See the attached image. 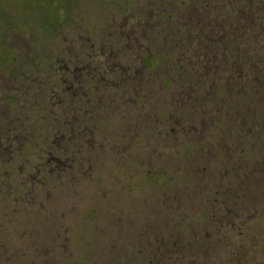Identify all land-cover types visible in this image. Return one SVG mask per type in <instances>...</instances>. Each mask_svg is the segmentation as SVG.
<instances>
[{"label":"flooded vegetation","instance_id":"1","mask_svg":"<svg viewBox=\"0 0 264 264\" xmlns=\"http://www.w3.org/2000/svg\"><path fill=\"white\" fill-rule=\"evenodd\" d=\"M119 1L98 3L101 18L79 27L73 21L75 10L69 0L62 5L59 0H0V197L11 199L14 205L21 202L15 191L28 178L43 186L46 183L41 176L45 174L55 175L57 184L68 181L72 212L41 210L56 222L50 238L56 250L61 243L81 241L89 232L101 229V224L109 228L114 221L119 234L128 218L138 217L140 202L158 185L170 189L180 182L181 187L169 192L171 204L166 194L160 199L167 206L155 228L158 232L152 231L147 246L155 244L173 218L192 230L190 218L195 217L200 225L195 248L201 264H264V154L259 156L264 148L259 146V136L238 131L223 146L219 140L224 141L227 135L217 124L208 131L209 139L194 144L189 141L190 130L181 126L176 132L181 135L177 137L180 145L142 148L140 121L153 122L159 117V108L151 97V82L137 77L135 59L140 57L141 67L156 72L165 53H145L150 52L148 44L140 42L145 35L133 31L141 25L139 20H146L137 9L139 0H131L132 7L119 6ZM60 18L63 31L44 32L45 20ZM151 19L162 18L151 14ZM122 20H129L132 27L124 40L117 32ZM80 28L84 33L78 31ZM96 28L97 33L93 32ZM234 38L227 40L235 41L237 36ZM124 41L137 45L130 51L132 58L122 53ZM150 41L148 38L149 45ZM220 44L217 42L216 56L225 51ZM164 81L162 84L170 87L167 76ZM146 151L157 158L173 159L164 163L169 169L143 172V165L156 167L151 160L144 161ZM29 154L34 161L29 160ZM25 165L26 173L22 170ZM79 174L87 185L101 189L95 197L102 200L100 210L91 206V199L87 209H78L76 201H84L75 186L82 180ZM110 185L116 186L115 194ZM112 201L116 203L112 205ZM14 213L19 214L16 209L0 210V262L3 257L12 258L5 236L8 226L12 229L15 223ZM98 216L102 222L96 220ZM76 220L81 223L76 224ZM24 224L25 220L17 228L21 240L14 247L20 252L29 246L24 241L29 233L22 228ZM71 225L77 228L74 233ZM146 227L147 223L144 230ZM167 230L172 233L175 226ZM179 243L183 248L188 246V242ZM36 259L39 264L45 262L43 257Z\"/></svg>","mask_w":264,"mask_h":264},{"label":"rangeland","instance_id":"2","mask_svg":"<svg viewBox=\"0 0 264 264\" xmlns=\"http://www.w3.org/2000/svg\"><path fill=\"white\" fill-rule=\"evenodd\" d=\"M66 1L59 0V4ZM69 1L73 3L75 10L73 21L83 27L87 23L96 22L97 17L101 18L97 4H104L108 0ZM120 1L119 6L126 4L132 7L131 0ZM138 4L137 9L146 20H139L141 25L134 27L133 31L145 35L140 42L148 44L150 52L146 47L142 48L146 50L145 53L152 55L165 53L160 62L161 68L156 72L141 67L140 57L135 59L139 66L137 77L141 81L151 82V97L159 108V117L156 116L153 122L152 119L140 121L144 129L140 134V146L144 149L156 146L174 148L180 145L177 137L181 135H176V132H179L181 126L190 130L189 141L197 144L196 141L200 139H209L208 131L218 124L227 135L224 141L219 140L220 145L228 144L238 131H241L240 134L250 131L249 134L259 136V146L264 148V87L259 86L264 84V0H139ZM151 14H158L162 19L150 20ZM45 23L44 32L63 31L61 18L45 20ZM76 29L75 27V31ZM82 30L80 28L78 31L84 33ZM130 30L132 27L129 20H122V26L117 32L123 34L124 40ZM93 32L97 33L98 28ZM222 35L229 36L225 37V41H218ZM234 35L237 36L235 41L227 40L235 39ZM148 38L151 40L150 45ZM217 42L225 50H219L218 56L215 55ZM123 43L126 44L123 45L122 53L132 58L130 51L137 45L133 41ZM218 65L221 70L219 73L216 70ZM165 76L170 79L171 88L162 84ZM129 120L134 122L132 117ZM154 130L156 135L152 132ZM210 138L213 141L212 136ZM262 154L264 153L259 156ZM31 155L28 158L32 162L34 158ZM148 159L156 167L143 165V172L149 169L165 170L170 165L166 166L164 163L173 161L168 157L157 158L153 152L146 151L144 161ZM27 168L25 165L22 170L26 173ZM100 171L98 168V172ZM41 177L47 186L38 185V182L28 178L23 181V185L16 188L15 194L22 201L15 205L11 199L5 201L4 196L0 197V210L16 209L19 213H14L15 216L12 217L15 222L12 229L9 228L10 225L6 229L5 240L12 247V258L7 260L3 257L1 264H39L36 258L41 257L45 259L43 264H201L198 249L195 248L196 239L200 238V225H196L195 217L190 218L191 227H194L192 230H188L183 222L172 217L166 231L162 228L165 235L161 233L155 238V244L147 246V238L153 235L152 231L158 232L155 228L161 223L163 210L167 206L160 203V199L164 198V194L169 196V192L173 193L181 187L180 182L176 183L178 186L173 184L170 189L167 185H158L152 195L140 202V211L136 213L138 217L128 218L122 224L119 234V226L113 221L114 224L109 223L111 228L101 224V229L89 232L81 241L65 244L66 246L61 243L55 250L50 238L55 231L56 222L52 216L47 218L45 212L51 213L58 209H63L66 213L72 212V194L69 193L72 186L66 180L57 184L55 175L45 174ZM79 177L82 180L75 184L76 191L81 193L84 201H76L78 209H87V200L91 199V206L100 210L102 200L95 197H98L101 189L87 185L82 174ZM110 187L115 194L116 186ZM191 190L194 189L191 187ZM170 197L166 199L168 204H171ZM112 203L114 205L116 202ZM109 214L108 212V216ZM19 215L23 216L19 218ZM24 220L22 228L29 231L24 241L29 246L20 252L14 247L20 243L21 236L17 228ZM96 220L102 222V217L98 216ZM79 223L81 220H76V224ZM145 223L148 225L146 230ZM174 226L172 233L167 230ZM70 228L72 233L77 229L73 225ZM180 241L188 242V246L183 248ZM45 243L49 246L41 245ZM68 257L74 258L68 260Z\"/></svg>","mask_w":264,"mask_h":264}]
</instances>
